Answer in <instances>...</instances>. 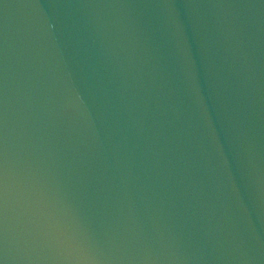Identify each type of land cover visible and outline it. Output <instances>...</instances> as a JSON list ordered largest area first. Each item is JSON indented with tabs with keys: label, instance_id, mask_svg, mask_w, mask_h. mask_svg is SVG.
<instances>
[{
	"label": "water",
	"instance_id": "1",
	"mask_svg": "<svg viewBox=\"0 0 264 264\" xmlns=\"http://www.w3.org/2000/svg\"><path fill=\"white\" fill-rule=\"evenodd\" d=\"M2 264H264V0H0Z\"/></svg>",
	"mask_w": 264,
	"mask_h": 264
},
{
	"label": "snow or ice",
	"instance_id": "2",
	"mask_svg": "<svg viewBox=\"0 0 264 264\" xmlns=\"http://www.w3.org/2000/svg\"><path fill=\"white\" fill-rule=\"evenodd\" d=\"M8 167L7 157L4 149V138L0 135V238L4 246L7 244V218H8ZM2 264V262H0Z\"/></svg>",
	"mask_w": 264,
	"mask_h": 264
}]
</instances>
